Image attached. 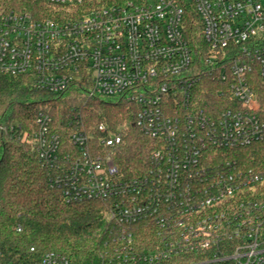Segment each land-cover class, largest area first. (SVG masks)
Listing matches in <instances>:
<instances>
[{
  "label": "built area",
  "instance_id": "1",
  "mask_svg": "<svg viewBox=\"0 0 264 264\" xmlns=\"http://www.w3.org/2000/svg\"><path fill=\"white\" fill-rule=\"evenodd\" d=\"M30 1L55 19L0 13V75L26 76L50 96L78 83L83 105L121 100L151 141L143 171L128 175L119 164L127 123L87 127L72 107L62 121L37 111L31 132L0 124L31 145L66 203L103 205L95 264H264V160L233 155L264 147V2ZM191 25L203 44H191ZM204 78L218 101L205 108ZM35 264L73 263L48 250Z\"/></svg>",
  "mask_w": 264,
  "mask_h": 264
},
{
  "label": "trees",
  "instance_id": "2",
  "mask_svg": "<svg viewBox=\"0 0 264 264\" xmlns=\"http://www.w3.org/2000/svg\"><path fill=\"white\" fill-rule=\"evenodd\" d=\"M119 3L147 0H116ZM29 12L36 18L54 17V9L30 0H0V13ZM189 16V15H187ZM188 18H195L193 15ZM191 44H203L199 25L187 26ZM216 85L206 78L200 82L199 103L205 108L217 104L212 91ZM78 83L50 96L34 89L26 76L0 75V124L16 125L31 132L37 111L48 109L62 121L70 108L83 113L87 127L101 120L128 124L129 134L119 164L128 175L143 171L150 151V140L142 136L127 116V103L110 99L89 100L83 105ZM262 143L233 151L242 164L263 162ZM20 225L21 231H16ZM104 207L98 201L66 203L57 190L48 186L44 167L26 140L10 139L0 132V263L35 264L42 253L59 251L73 264H95L105 248ZM35 247L30 254L29 248Z\"/></svg>",
  "mask_w": 264,
  "mask_h": 264
},
{
  "label": "rangeland",
  "instance_id": "3",
  "mask_svg": "<svg viewBox=\"0 0 264 264\" xmlns=\"http://www.w3.org/2000/svg\"><path fill=\"white\" fill-rule=\"evenodd\" d=\"M264 2V0H262Z\"/></svg>",
  "mask_w": 264,
  "mask_h": 264
}]
</instances>
